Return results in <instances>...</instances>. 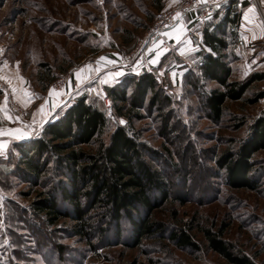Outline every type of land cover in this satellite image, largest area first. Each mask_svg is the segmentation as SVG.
<instances>
[{
	"label": "rangeland",
	"instance_id": "rangeland-1",
	"mask_svg": "<svg viewBox=\"0 0 264 264\" xmlns=\"http://www.w3.org/2000/svg\"><path fill=\"white\" fill-rule=\"evenodd\" d=\"M177 1L0 0V130L22 126L31 128L32 135L38 131L36 123L25 121L32 119L30 114L33 111L25 112L24 109V103L31 95L40 99L39 93L50 95L51 91L59 101L65 98L72 101L84 94L94 103L106 101L103 88L98 86V81L93 83L92 76L117 63H126V67L130 65V74L144 72L135 65V60L144 53L141 54L140 48H149L146 56L142 55L149 59L156 50L163 48L164 41L169 48L174 42V39L162 35L155 45H149V33L158 16ZM230 1L220 5L218 15L223 14ZM211 22L214 21L204 24ZM188 33L194 45L190 57L195 52L198 57L202 49L196 47V29ZM159 44L160 47L156 48ZM234 45L227 53L229 61L233 60ZM163 58L161 70L164 72L153 74L162 90L161 96L171 98L164 112L171 115L174 132H170L166 141L161 135L160 116L147 111H143V120L134 123V129L141 143L161 154L159 165L166 170L173 184L172 196L185 197L186 204L181 206L177 201L167 204L157 212L155 219L166 225L191 224L221 229L224 239L233 245L235 251L243 252L255 264H264V151L254 159L258 172L252 176L258 182L255 191L230 190L211 161L214 154L244 138L249 123L264 111V99L254 106L227 102L221 122L213 124L202 111L197 96L199 91L194 90L188 80L181 84L169 81L167 73L171 57L166 54ZM84 66H88L86 74ZM118 68L112 67L107 73L118 72ZM195 68L194 65L191 67ZM84 81L90 82L85 86L86 90L82 89L84 87L75 89V85ZM198 86L208 91L216 84L200 81ZM254 89L264 91V82ZM61 112L58 110L57 113ZM13 117L18 122L21 120L20 124ZM121 121L110 123L105 142L116 124H124ZM241 121L245 122L243 126ZM166 148L173 153L172 159L165 155ZM18 159L19 153L12 145L4 156H0V161L3 160L0 166L9 165L12 171ZM170 162L176 165V169ZM1 175L0 171V264H228L206 248L203 235L196 230L199 252L179 250L167 241L155 240L145 242L140 248L129 249L121 244L126 236L120 242L110 236L101 243L109 247L92 252L85 242L71 237L68 231L72 222L62 221L57 228L51 229L46 228L40 219H32L24 210L37 191L31 190L17 177ZM58 246L63 247L61 255L56 252Z\"/></svg>",
	"mask_w": 264,
	"mask_h": 264
},
{
	"label": "trees",
	"instance_id": "trees-1",
	"mask_svg": "<svg viewBox=\"0 0 264 264\" xmlns=\"http://www.w3.org/2000/svg\"><path fill=\"white\" fill-rule=\"evenodd\" d=\"M238 3L231 0L223 14L216 13L214 22L202 29V50L198 53L196 68L188 70L182 79L199 91L202 111L213 124L221 122L227 102L254 106L264 99V91L254 89L264 82V73L235 79L228 62L227 53L235 43L240 23L241 3L240 6ZM200 81L215 83L216 87L204 90L198 86ZM103 94L110 102V114L106 112L104 100L94 103L84 94L54 121L44 124L38 140L13 144L19 153L13 172L5 164L0 166V171L5 177H17L37 191L24 211L32 219H40L46 228L55 229L62 221L72 222L69 234L85 242L92 252L109 247L101 243L110 236L118 242L126 236L121 244L129 249L155 240L167 241L179 250L199 252L196 230L203 235L206 248L228 264H255L243 252L235 251L224 239L221 229L166 225L155 219L167 204L177 201L184 206L186 200L173 198V184L159 165L161 154L141 143L134 129V123L143 120V111H147L160 116L161 135L166 141L170 132H174L171 115L164 112L171 98L161 96L162 90L153 72L128 73L118 84L104 87ZM119 120L124 124H116L105 142L110 123ZM244 123L241 121L242 126ZM262 151L264 111L249 123L244 138L214 154L211 161L230 190L255 191L258 182L252 176L258 172L254 159ZM164 153L172 159L169 148ZM170 165L176 169V165L171 162ZM56 252L61 255L63 247H56Z\"/></svg>",
	"mask_w": 264,
	"mask_h": 264
},
{
	"label": "crops",
	"instance_id": "crops-1",
	"mask_svg": "<svg viewBox=\"0 0 264 264\" xmlns=\"http://www.w3.org/2000/svg\"><path fill=\"white\" fill-rule=\"evenodd\" d=\"M238 2H239L238 3L239 6L241 3L240 23L236 31L237 35L234 41L235 45L232 48L233 60L229 61L228 59V62H229V65L233 69V77L235 79L240 80V79L246 78L252 73H264V0H238ZM246 15L248 17L247 20L245 19ZM206 22H196L194 20L193 13L187 14L182 19V21L178 23V24L184 25V29L181 30L183 32V35L181 36L180 39H174V42L170 44L171 46L170 48L168 47V43L164 41L166 44L163 45V48L160 50L159 49L156 50L155 54L149 59L143 58L142 56L143 54L146 56V54L150 51L149 48H147L146 46L140 48L141 54L143 52L144 53L142 55H139L138 59L135 60V65L140 66V68L144 69L146 72H156L157 74H160L161 72L163 73L164 69L161 70L163 68L161 63L163 62L162 59L163 60L165 59L163 58L164 55L167 54L169 57H171L168 62L169 66H168V73H167L169 77V81L173 82L174 84L176 83L181 84L183 76L186 74L187 70H190L191 67H193V65L195 67L198 61L197 59L198 57L196 55L197 52H195L194 56L190 57V54H191V51L193 50L194 45H192L191 43L192 41L189 35L187 34H189L188 33L189 31L196 29V33L198 34L197 36L198 45H196V47H199V48L201 47L202 49V29L205 27V25H207V24H204ZM159 47H160V44L156 48H159ZM157 52L161 53L159 57V62L152 63L151 61L156 57ZM175 59L176 60L178 59V61H176ZM125 65L126 63L125 64L117 63L115 65L116 67H119V68H118V72L114 71V73H120V72L121 73L120 75L116 77L115 81L111 83V86L118 84L121 78L123 77V75H126L127 73H132L128 71L130 69L129 67L130 65L127 67ZM115 66L113 65L111 67H108L107 70L98 71L97 74L92 76L93 79L91 80L93 81V83L98 81V83H100L98 84V86L100 85V88L110 86L108 83H103V81L105 80L111 81L112 79L111 75L108 74L107 71L109 72V70H112L111 68ZM88 83L90 82L84 81L79 86L75 85V89L76 87L77 88L84 87L82 89L86 90L87 87L85 86ZM73 92L74 91H72V93ZM39 96H40V99L38 96H37V99H35V97L31 95L27 103H24L25 112L31 111V110L33 111L32 112L33 114L29 113L32 119L27 118L25 121L36 123L37 124L36 130L38 131L41 130L44 124H46L47 122L54 121L57 118V115H54V117L52 118H49L46 115V113L52 111L53 104L56 105L55 111L57 113L58 110L63 111L74 101L72 99H70L72 101H69L67 98L61 99V101H59L57 100L58 98L56 96L47 95V92L46 94L39 93ZM74 97L75 96H73L72 98ZM41 106H45L44 112L40 111ZM9 116L10 115L8 114L7 118H9ZM13 119L14 120L16 119L15 122H18V119L16 117H13ZM20 122L21 120L18 123L20 124ZM9 129H20L22 132L30 135L31 138L20 139L16 135H4L3 137H0V142H2L5 145V148L2 151H0V156H4L5 152L9 150L13 144L32 139L31 128L26 129L24 127L22 128V126H15L13 128H7L2 131L4 133H7Z\"/></svg>",
	"mask_w": 264,
	"mask_h": 264
},
{
	"label": "built area",
	"instance_id": "built-area-1",
	"mask_svg": "<svg viewBox=\"0 0 264 264\" xmlns=\"http://www.w3.org/2000/svg\"><path fill=\"white\" fill-rule=\"evenodd\" d=\"M225 1L226 0H178L172 8L158 16V21L149 33L150 45H154L160 41L163 33L172 30L189 13L194 14V20L196 22L211 20L218 12L220 5ZM163 43L166 44L165 42ZM87 67L88 66H84L85 74ZM10 106L18 115L20 114L15 105L11 102ZM105 109L108 114L111 113V105L108 100L105 101ZM36 132L37 131H34L32 135V139L34 140L40 138L39 135H36Z\"/></svg>",
	"mask_w": 264,
	"mask_h": 264
},
{
	"label": "snow or ice",
	"instance_id": "snow-or-ice-1",
	"mask_svg": "<svg viewBox=\"0 0 264 264\" xmlns=\"http://www.w3.org/2000/svg\"><path fill=\"white\" fill-rule=\"evenodd\" d=\"M177 15H179V14H177ZM245 19L246 20L248 19L247 15L245 16ZM182 29H184V25L183 24H178L172 31L165 32L162 35L168 37L169 39H180L181 36L183 35V32L181 31ZM161 43H162V41H161ZM160 55H161V53L160 52H157L156 57L151 62L152 63H158L159 62ZM101 59L103 60L105 58L102 57ZM133 71H136V68H133ZM76 75H77V78L79 79L80 74L77 73ZM110 75H111V78H112L111 81L105 80V81H103V83H108L111 86V83L115 81L116 77L118 75H120V73H112ZM29 95H31V94H29ZM52 95H55V93H53V92L50 91V96H52ZM44 107L45 106H41V109H40L41 112H44ZM55 109H56V105L53 104L52 111L46 113V115L49 118L54 117V115H58V113H56ZM9 119L11 121V117H9ZM121 123H123V121H121ZM39 134H40V132L37 131L36 132V135H39ZM4 135H16L20 139L31 138L30 135L22 132L20 129H9V131L7 133H4L2 130H0V137H3ZM4 148H5V145L2 142H0V151H2ZM0 203H2V200H0Z\"/></svg>",
	"mask_w": 264,
	"mask_h": 264
}]
</instances>
